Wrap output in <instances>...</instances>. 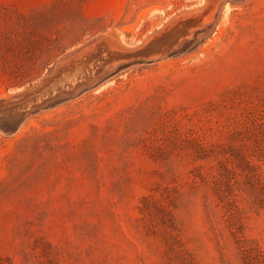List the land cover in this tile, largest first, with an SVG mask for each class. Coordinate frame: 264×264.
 <instances>
[{
    "label": "rangeland",
    "instance_id": "rangeland-1",
    "mask_svg": "<svg viewBox=\"0 0 264 264\" xmlns=\"http://www.w3.org/2000/svg\"><path fill=\"white\" fill-rule=\"evenodd\" d=\"M0 264H264V0H0Z\"/></svg>",
    "mask_w": 264,
    "mask_h": 264
}]
</instances>
